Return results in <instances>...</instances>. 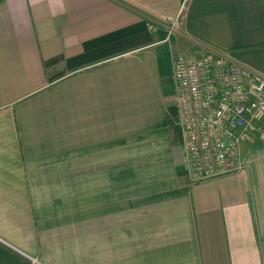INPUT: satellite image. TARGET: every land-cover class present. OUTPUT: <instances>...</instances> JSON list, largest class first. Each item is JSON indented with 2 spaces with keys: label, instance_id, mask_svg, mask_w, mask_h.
<instances>
[{
  "label": "crops",
  "instance_id": "crops-1",
  "mask_svg": "<svg viewBox=\"0 0 264 264\" xmlns=\"http://www.w3.org/2000/svg\"><path fill=\"white\" fill-rule=\"evenodd\" d=\"M264 77V0H0V264H264V143L193 181L177 56Z\"/></svg>",
  "mask_w": 264,
  "mask_h": 264
},
{
  "label": "built area",
  "instance_id": "built-area-1",
  "mask_svg": "<svg viewBox=\"0 0 264 264\" xmlns=\"http://www.w3.org/2000/svg\"><path fill=\"white\" fill-rule=\"evenodd\" d=\"M173 76L193 181L236 172L239 144L253 133L264 143V77L229 56L209 53L177 56Z\"/></svg>",
  "mask_w": 264,
  "mask_h": 264
}]
</instances>
